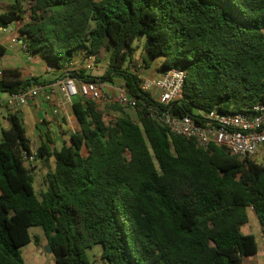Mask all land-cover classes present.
<instances>
[{
    "label": "trees",
    "instance_id": "16d2710c",
    "mask_svg": "<svg viewBox=\"0 0 264 264\" xmlns=\"http://www.w3.org/2000/svg\"><path fill=\"white\" fill-rule=\"evenodd\" d=\"M11 23L20 26L26 52L56 71L79 49L98 60L106 51L101 79H125L139 99V121L115 103L120 115L107 122L96 103L77 97L80 129L70 144L51 149L48 131L39 148L37 160L48 168L40 199L24 162L33 151L27 127L9 114L0 142V264H25L21 249L31 243V228L44 231L56 264H91L87 249L96 245L109 264H244L258 253L256 238L241 230L252 208L264 234V165L222 146L198 148L152 118L150 108L237 114L264 102V0H18L0 18L2 27ZM143 35L148 53L163 58L162 71L185 70L183 100L158 104L128 71ZM54 81L6 69L0 108L3 95Z\"/></svg>",
    "mask_w": 264,
    "mask_h": 264
},
{
    "label": "built area",
    "instance_id": "2783aa9c",
    "mask_svg": "<svg viewBox=\"0 0 264 264\" xmlns=\"http://www.w3.org/2000/svg\"><path fill=\"white\" fill-rule=\"evenodd\" d=\"M9 25L1 27V31L18 35L20 27L18 23L16 31L9 30ZM17 38L15 36L13 42H17ZM23 48L27 51L26 44H23ZM27 55L31 56L28 52ZM108 68L109 66H103L96 56H87L82 60L70 62L62 70L65 77L54 82L35 83L18 94H7L1 103L4 107L16 111L27 105H36L42 100L52 107L54 116L66 119L70 130L76 133L80 128L73 110L77 97L97 105L116 103L133 109L139 106V99L128 92L125 86L117 87L113 82L101 79ZM100 71H103L100 76L94 74ZM128 71L138 75L140 89L149 93L158 104L170 106L183 100L185 70L173 68L165 71L160 78H145L138 68L133 71L129 68ZM2 76L3 72L0 71V78ZM91 76L98 78L87 79ZM153 90L160 92L157 100L151 94ZM150 112V116L172 134L194 140L198 148L209 150L212 145L222 146L242 162L250 161L264 165V102H259L246 112L237 114L223 113L217 107L210 111L195 109L193 116H179L169 110L156 108H150ZM39 148L34 147L31 155H24L25 164H35L38 161Z\"/></svg>",
    "mask_w": 264,
    "mask_h": 264
},
{
    "label": "rangeland",
    "instance_id": "374dc122",
    "mask_svg": "<svg viewBox=\"0 0 264 264\" xmlns=\"http://www.w3.org/2000/svg\"><path fill=\"white\" fill-rule=\"evenodd\" d=\"M8 3H15L17 0H4ZM18 25L17 23H13L9 25V30L16 31ZM85 51L83 49H79L74 60L79 61L84 56ZM133 58L137 61L131 60L130 63H127V67L133 71L134 69L142 68L144 67L143 71H141V74L145 78H153V76H159L161 73L162 68V57L153 58L147 51V37L145 35L141 36L139 39H137L134 43V51H133ZM138 60H142L146 62V66L140 62L138 63ZM99 62L105 66L108 67L110 64L108 53L105 51L101 54ZM39 65H32L33 71L40 72ZM103 73V71L95 72L97 76H100ZM48 75H44L46 78ZM115 85L116 81L114 79L111 80ZM3 98H5V95H3ZM115 103H99V109L104 113L105 119L107 122L115 120L120 113L114 111L111 109V105ZM9 111L13 112V109L7 108ZM6 108H0V142L2 141V131L4 129H8L11 127V123L9 121V112ZM125 112L135 121H139L138 113L136 109L124 107ZM24 120V117H22ZM51 122L47 121V126H50ZM26 126H28L26 124ZM78 129V126L76 130ZM80 129V128H79ZM29 135L31 134L30 129L27 127ZM51 132H52V139L55 143V146L53 147L60 149L64 144H70L71 141V134L72 131L68 129V127L63 124V126L60 128V126H51ZM41 144L37 147H40ZM83 154L86 156L88 152L86 149H84ZM54 165V164H53ZM27 168L31 171L34 177V186L36 193L38 197L41 199L42 194L47 189V173L48 168L43 165L40 161H37L35 164H26ZM248 217L249 222L248 224L244 225L242 227V233L245 235H253L256 238L257 244H258V254L255 257L258 261L257 264H264V234L263 229L260 224V221L258 219L257 214L255 211L251 208L248 209ZM30 235H31V243L24 246L21 249V253L24 259L25 264H56V257L52 251H49L48 247V240L44 234V231L41 228H31L30 229ZM87 256L91 264H109L108 261L103 257V246L102 245H96L93 248L87 249ZM255 258L251 259V262ZM247 262H250L247 260Z\"/></svg>",
    "mask_w": 264,
    "mask_h": 264
},
{
    "label": "crops",
    "instance_id": "0c3cea01",
    "mask_svg": "<svg viewBox=\"0 0 264 264\" xmlns=\"http://www.w3.org/2000/svg\"><path fill=\"white\" fill-rule=\"evenodd\" d=\"M18 1V0H17ZM16 1V2H17ZM15 2V3H16ZM14 3H8L4 0H0V18L6 8ZM0 24V46L3 48V52L0 53V71L4 72L6 69H17L21 72L22 78L27 80L31 78H40L44 80H56L60 77L61 72L52 69L51 64L41 57H32L28 56L26 50L23 48V42L20 41L18 35L7 34L1 31ZM17 36V42H13V38ZM85 57L83 56L82 59ZM81 59V60H82ZM75 61V60H72ZM137 61L133 58V62ZM142 62L145 66L147 65L144 61L138 60V63ZM32 65H39L40 72L33 71ZM144 67H142L143 71ZM165 71H161L159 76H153V78H160L164 74ZM44 75H48L46 78ZM1 79V78H0ZM116 81L117 87L125 86V79L122 76H115L113 78ZM152 96L157 100L159 97V90H153L151 93ZM7 94H5L6 97ZM6 108V107H2ZM7 109V108H6ZM8 110V109H7ZM9 113H12L8 110ZM13 112H17L18 115L22 118L24 117V123L27 124L31 134L28 136L32 141V146L37 147L40 144L47 143L46 133L51 131V126H60V128L65 124L70 130V126L67 123L66 119L62 117H56L52 114V107L46 102L40 100L36 105H27L22 107L19 110H13ZM47 121L51 122L50 126H47ZM1 123V119H0ZM9 129V128H8ZM6 130V129H4ZM28 131V130H27ZM73 133V132H72ZM258 254V253H257ZM257 254L253 256L246 257L244 260V264H257L258 261L255 258ZM255 258L253 262L251 259ZM250 262L248 263L247 260Z\"/></svg>",
    "mask_w": 264,
    "mask_h": 264
},
{
    "label": "water",
    "instance_id": "95a60500",
    "mask_svg": "<svg viewBox=\"0 0 264 264\" xmlns=\"http://www.w3.org/2000/svg\"><path fill=\"white\" fill-rule=\"evenodd\" d=\"M48 249H49V251H52V247L51 246H49Z\"/></svg>",
    "mask_w": 264,
    "mask_h": 264
}]
</instances>
